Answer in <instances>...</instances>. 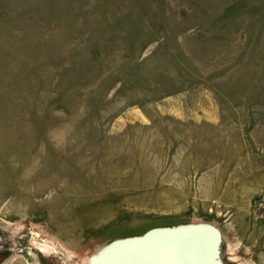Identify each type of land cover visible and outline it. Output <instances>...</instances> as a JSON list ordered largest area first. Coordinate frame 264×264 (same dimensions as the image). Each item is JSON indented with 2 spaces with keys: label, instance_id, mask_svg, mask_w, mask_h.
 Wrapping results in <instances>:
<instances>
[{
  "label": "rangeland",
  "instance_id": "374dc122",
  "mask_svg": "<svg viewBox=\"0 0 264 264\" xmlns=\"http://www.w3.org/2000/svg\"><path fill=\"white\" fill-rule=\"evenodd\" d=\"M195 224L264 264V0H0V264Z\"/></svg>",
  "mask_w": 264,
  "mask_h": 264
},
{
  "label": "bare ground",
  "instance_id": "6f19581e",
  "mask_svg": "<svg viewBox=\"0 0 264 264\" xmlns=\"http://www.w3.org/2000/svg\"><path fill=\"white\" fill-rule=\"evenodd\" d=\"M203 225L195 224L194 226ZM42 233V230L35 232V247L30 252L33 260L28 262L29 264H43L40 261V253L51 255L61 249L68 253V257L79 256L78 253L68 249L64 244L56 243L50 237L43 236ZM202 234L205 233L182 231L177 234L157 233L150 239L122 245L114 251L111 245L106 246L93 255L78 257L77 264H210L213 240L211 241ZM220 235L222 242L225 236L222 232ZM220 247L221 244L219 251ZM233 250L235 249L232 247L231 251ZM16 257L5 264H12Z\"/></svg>",
  "mask_w": 264,
  "mask_h": 264
},
{
  "label": "water",
  "instance_id": "95a60500",
  "mask_svg": "<svg viewBox=\"0 0 264 264\" xmlns=\"http://www.w3.org/2000/svg\"><path fill=\"white\" fill-rule=\"evenodd\" d=\"M199 232V233H205L202 235H206L208 239L211 241L213 240V249H212V255H211V261L210 264H222V262L219 260V246L221 244V235L219 231L211 226L203 225V226H189V227H184V228H159L156 230H153L147 234H145L142 237H135V238H130V239H124L120 240L118 242H115L111 244L112 250L117 249V247L122 246V245H129V244H134V243H139L142 241H145L147 239H150L151 236L160 233V234H172V233H180V232ZM0 241H3L1 235H0ZM207 263H209L208 260H206Z\"/></svg>",
  "mask_w": 264,
  "mask_h": 264
}]
</instances>
